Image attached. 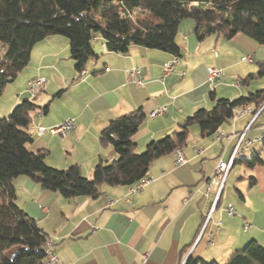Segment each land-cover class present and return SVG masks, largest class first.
I'll use <instances>...</instances> for the list:
<instances>
[{"label":"crops","instance_id":"crops-1","mask_svg":"<svg viewBox=\"0 0 264 264\" xmlns=\"http://www.w3.org/2000/svg\"><path fill=\"white\" fill-rule=\"evenodd\" d=\"M189 21L178 29L179 64L166 77L163 64L172 60V54L141 46L115 53L99 37L92 42L97 57L80 75L68 40L46 37L33 46L28 64L4 87L0 117L24 99L32 101L37 108L30 115L33 141L27 149L44 153L51 168L78 166L84 177L91 178L97 165L116 159L112 147L99 143L100 132L111 120L142 110L145 119L131 138L135 153L141 154L148 143L179 131L187 117L210 110L216 100L234 101L264 89V79L257 85L253 83L260 77L247 79L264 62L262 46L240 34L198 41L194 22ZM210 67L223 70L213 94L207 82ZM133 68L141 71L140 86L128 81ZM33 78H43L44 83L31 95L26 84ZM236 79L242 82L235 85ZM162 106L165 114L148 118L151 110ZM66 119L76 123L66 136L37 135L38 127ZM249 124L251 143L236 158L212 209L215 189H208L206 181L220 159L228 160L236 136ZM263 126L264 105L255 115L232 118L218 129L229 135V143L216 140L215 133L202 135L196 124L189 126L181 147L186 164L175 167L174 152L153 161L146 175L152 182L134 195H129V186L102 185L95 198L67 199L22 176L14 181L15 203L54 243L52 251L62 264H183L190 256L225 264L250 241L264 248ZM255 154L261 166L248 169L239 163Z\"/></svg>","mask_w":264,"mask_h":264},{"label":"trees","instance_id":"trees-1","mask_svg":"<svg viewBox=\"0 0 264 264\" xmlns=\"http://www.w3.org/2000/svg\"><path fill=\"white\" fill-rule=\"evenodd\" d=\"M186 20L194 22L198 41L210 35L231 39L240 34L264 46V0H0V44L5 47L0 56V96L28 64L33 46L46 37L68 40L70 57L80 72L97 57L92 48L96 37L115 53L141 46L179 56L175 39ZM262 76L264 62L247 79ZM239 105L250 106L255 115L264 105V89L234 101L216 100L210 110L200 109L187 117L179 131L148 143L141 154L135 153L131 138L145 114L137 109L119 116L99 134L100 145L112 147L116 159L97 165L86 178L78 166L57 170L45 163L44 153L27 149L33 141L30 115L37 106L24 99L8 116L0 117V264H44L46 259L48 238L15 203L18 177H28L41 189L67 199L95 198L102 185L128 187L144 178L153 161L185 145L189 126L196 124L202 135H213L233 118ZM239 163L248 169L263 164L258 154ZM7 250H13L9 258L4 255ZM183 264L218 263L190 256ZM225 264H264V248L250 241Z\"/></svg>","mask_w":264,"mask_h":264},{"label":"built area","instance_id":"built-area-1","mask_svg":"<svg viewBox=\"0 0 264 264\" xmlns=\"http://www.w3.org/2000/svg\"><path fill=\"white\" fill-rule=\"evenodd\" d=\"M244 60L250 61V58L246 57ZM179 64V57L176 55H173V58L170 62H167L163 64V73L164 76L170 75L172 72H174L176 66ZM84 74V71L82 70L80 72V75ZM223 75V70L218 68H208L207 69V82L209 85L210 92L214 91V84L216 81H218L221 76ZM128 81L133 83L136 86H140L144 83V80L141 77V71L138 68H133L128 71ZM44 83L43 78H33L29 80L26 84V91L27 93L33 95L35 90L41 86ZM241 81L239 79H236L234 84L239 85ZM167 108L162 106L155 108L151 110L147 116L150 119H153L155 117L161 116L165 114ZM250 113L251 114V107L247 105H239L235 108L233 111V119L237 118L243 114ZM250 128V124L247 126V128L242 131L240 134L236 136V141L233 145V150L231 152V155L229 156L228 160H222L220 159L213 171L212 176L206 181L207 188H213L215 189V195L212 202V209L216 206L218 199L221 195L223 186L225 184V181L227 179V176L236 160V158L241 154V152L246 149V147L251 143V140L247 138V133ZM76 129V123L73 119H66L62 121L61 123L51 126V127H38L37 128V135L41 136L44 134H48L51 136H59L64 137L67 134L73 132ZM261 137L264 138V126L261 129ZM215 139L226 140L227 143L230 142V137L227 135L223 130H217L215 132ZM187 160L183 155L182 149L177 148L174 150V166L175 167H181L184 164H186ZM152 182V178L149 176H145L138 182L134 183L133 185L128 187L129 195H134L135 193L141 191L146 187L149 183ZM228 213L230 215L234 214V211L231 207L228 208ZM54 243L52 241L46 242V263L47 264H62L58 261L56 256L54 255L52 248Z\"/></svg>","mask_w":264,"mask_h":264},{"label":"rangeland","instance_id":"rangeland-1","mask_svg":"<svg viewBox=\"0 0 264 264\" xmlns=\"http://www.w3.org/2000/svg\"><path fill=\"white\" fill-rule=\"evenodd\" d=\"M189 21V20H188ZM190 22V21H189ZM262 49H263V51H264V46H262ZM5 50V47H4V45L3 44H0V56H1V54L3 53V51ZM264 79V76H262V77H260V78H258V79H256V82L257 83H253V85H257V84H259L260 83V80H263ZM9 115V114H8ZM7 115V116H8ZM243 249V248H242ZM13 254V250H7V251H5L4 252V255L6 256V257H11V255Z\"/></svg>","mask_w":264,"mask_h":264}]
</instances>
